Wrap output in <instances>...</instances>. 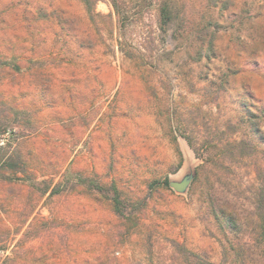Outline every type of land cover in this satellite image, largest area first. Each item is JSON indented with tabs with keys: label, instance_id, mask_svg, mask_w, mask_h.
<instances>
[{
	"label": "rangeland",
	"instance_id": "1",
	"mask_svg": "<svg viewBox=\"0 0 264 264\" xmlns=\"http://www.w3.org/2000/svg\"><path fill=\"white\" fill-rule=\"evenodd\" d=\"M118 2L0 0V264H264V0Z\"/></svg>",
	"mask_w": 264,
	"mask_h": 264
},
{
	"label": "trees",
	"instance_id": "2",
	"mask_svg": "<svg viewBox=\"0 0 264 264\" xmlns=\"http://www.w3.org/2000/svg\"><path fill=\"white\" fill-rule=\"evenodd\" d=\"M98 1H99V0H82V2L84 3V5H85V7H86V10H87V12H88L90 18H91L94 22L96 21V17L99 16L98 13L95 11V6H96V3H97ZM110 1H111L112 5H113L115 11H116L118 14H120V8H119V2H118V0H110ZM168 15H169V12H167L166 9H163V17L165 18V17H167ZM175 140H176V138H175ZM177 150H178V152L180 153V156H182V155H181V149H180L179 146L177 147ZM164 184H165V186H167V187L169 186V177H167V178L164 180ZM113 207H114L115 211L118 212L120 215L123 214V210H122V208H121V200H120V198H119L118 195L114 197ZM213 207H214V212H215V214H216L217 216H219V214H220V215L226 217V215L224 214L225 211H223L221 208H216L215 206H213ZM259 236H260V238L263 239V242H264V224L261 225V231H260V233H259ZM196 256H197V258H198V260H199L200 262H201V261H202V262H205V261H203L202 256H200L199 254H196ZM208 264H213V263H208Z\"/></svg>",
	"mask_w": 264,
	"mask_h": 264
},
{
	"label": "water",
	"instance_id": "3",
	"mask_svg": "<svg viewBox=\"0 0 264 264\" xmlns=\"http://www.w3.org/2000/svg\"><path fill=\"white\" fill-rule=\"evenodd\" d=\"M192 178H194L193 175H188L182 181H170V186L178 192H185L188 189Z\"/></svg>",
	"mask_w": 264,
	"mask_h": 264
}]
</instances>
